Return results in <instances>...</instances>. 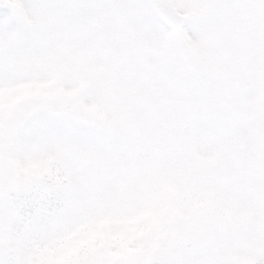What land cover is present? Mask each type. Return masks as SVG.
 I'll use <instances>...</instances> for the list:
<instances>
[{
  "label": "snow or ice",
  "instance_id": "obj_1",
  "mask_svg": "<svg viewBox=\"0 0 264 264\" xmlns=\"http://www.w3.org/2000/svg\"><path fill=\"white\" fill-rule=\"evenodd\" d=\"M0 264H264V0H0Z\"/></svg>",
  "mask_w": 264,
  "mask_h": 264
}]
</instances>
